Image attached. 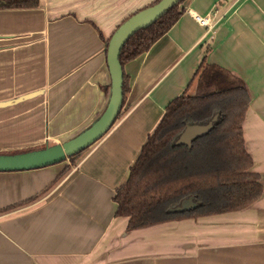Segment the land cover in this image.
I'll return each mask as SVG.
<instances>
[{
    "label": "crops",
    "instance_id": "crops-1",
    "mask_svg": "<svg viewBox=\"0 0 264 264\" xmlns=\"http://www.w3.org/2000/svg\"><path fill=\"white\" fill-rule=\"evenodd\" d=\"M155 1L0 9V151L63 144L89 128L110 98L107 43ZM179 7L184 14L170 31L124 65L129 90L120 115L76 165L0 173V264H264V193L241 211L139 230L116 216V191L204 59L249 88L243 136L264 187V0ZM214 13L212 32L195 20Z\"/></svg>",
    "mask_w": 264,
    "mask_h": 264
},
{
    "label": "trees",
    "instance_id": "trees-1",
    "mask_svg": "<svg viewBox=\"0 0 264 264\" xmlns=\"http://www.w3.org/2000/svg\"><path fill=\"white\" fill-rule=\"evenodd\" d=\"M183 2L130 37L121 51L122 67L148 52L170 31L184 14V10H179ZM39 4L40 0H0V9L32 10ZM196 79L193 95H188V89L169 103L131 167L127 182L116 191V216L128 218L129 231L241 211L264 193L260 175L252 171L254 162L243 136L244 120L252 102L246 82L205 59L192 83ZM128 90L124 74V97ZM215 116L218 119L212 130L195 139L192 147L177 145L188 125H207ZM88 149L69 158L71 164L76 165ZM188 198H193L195 208L170 212Z\"/></svg>",
    "mask_w": 264,
    "mask_h": 264
},
{
    "label": "water",
    "instance_id": "water-1",
    "mask_svg": "<svg viewBox=\"0 0 264 264\" xmlns=\"http://www.w3.org/2000/svg\"><path fill=\"white\" fill-rule=\"evenodd\" d=\"M181 1L161 0L157 4L132 15L115 31L109 41L107 51V61L111 75L109 102L106 110L89 128L63 144L46 146L42 149L23 153L0 155V173L35 170L62 163L90 148L102 139L117 121L123 107L124 71L120 63L123 47L136 32L150 27ZM217 119L218 117L215 116L207 125H188L179 137L177 145L192 147L195 139L207 135L212 130L213 123ZM195 207L196 204L193 198H188L170 212L181 213Z\"/></svg>",
    "mask_w": 264,
    "mask_h": 264
},
{
    "label": "built area",
    "instance_id": "built-area-1",
    "mask_svg": "<svg viewBox=\"0 0 264 264\" xmlns=\"http://www.w3.org/2000/svg\"><path fill=\"white\" fill-rule=\"evenodd\" d=\"M215 13L209 15L207 17L195 16V20L199 23L202 27H205L208 32H212L216 26V22L214 21Z\"/></svg>",
    "mask_w": 264,
    "mask_h": 264
},
{
    "label": "rangeland",
    "instance_id": "rangeland-1",
    "mask_svg": "<svg viewBox=\"0 0 264 264\" xmlns=\"http://www.w3.org/2000/svg\"><path fill=\"white\" fill-rule=\"evenodd\" d=\"M196 87H197V79L194 81V83L192 85V88L188 91V95H193L195 93ZM0 128H2V127H0ZM45 147L46 146H43V147H35V148L20 150V151H16V152H14V151H11V152H8V151L3 152V151H0V155H2V154H17V153H23V152H28V151H32V150L42 149V148H45ZM70 165L72 166L71 162H70Z\"/></svg>",
    "mask_w": 264,
    "mask_h": 264
}]
</instances>
